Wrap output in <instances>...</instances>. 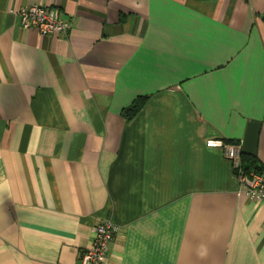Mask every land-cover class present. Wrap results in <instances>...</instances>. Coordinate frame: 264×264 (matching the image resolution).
Returning <instances> with one entry per match:
<instances>
[{
  "label": "crops",
  "instance_id": "0c3cea01",
  "mask_svg": "<svg viewBox=\"0 0 264 264\" xmlns=\"http://www.w3.org/2000/svg\"><path fill=\"white\" fill-rule=\"evenodd\" d=\"M31 4L69 31L23 29ZM208 140L264 163V0H0V264H78L104 218L109 264H264Z\"/></svg>",
  "mask_w": 264,
  "mask_h": 264
},
{
  "label": "built area",
  "instance_id": "2783aa9c",
  "mask_svg": "<svg viewBox=\"0 0 264 264\" xmlns=\"http://www.w3.org/2000/svg\"><path fill=\"white\" fill-rule=\"evenodd\" d=\"M16 15L23 29L36 28L41 36L65 34L71 26V21L64 18L56 7L31 4L18 9ZM206 145L222 149L243 192L251 200L264 204V163L257 170H245L238 144L208 140ZM120 230V226L111 220L99 219L92 228L90 246L78 255V264H109L110 245L120 234Z\"/></svg>",
  "mask_w": 264,
  "mask_h": 264
},
{
  "label": "trees",
  "instance_id": "16d2710c",
  "mask_svg": "<svg viewBox=\"0 0 264 264\" xmlns=\"http://www.w3.org/2000/svg\"><path fill=\"white\" fill-rule=\"evenodd\" d=\"M145 100H146V96H139V97H136L135 99H133L132 102L127 107H125L123 109V111H122L123 115L127 119L132 118L141 109ZM226 142H228V141H226ZM241 163H242V166L245 170H250V169L257 170L260 167L257 165V162L253 157L246 155L242 152H241Z\"/></svg>",
  "mask_w": 264,
  "mask_h": 264
}]
</instances>
